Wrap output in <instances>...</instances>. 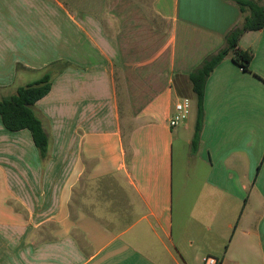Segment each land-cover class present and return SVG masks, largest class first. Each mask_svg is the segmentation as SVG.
<instances>
[{"label":"crops","instance_id":"0c3cea01","mask_svg":"<svg viewBox=\"0 0 264 264\" xmlns=\"http://www.w3.org/2000/svg\"><path fill=\"white\" fill-rule=\"evenodd\" d=\"M246 15L230 0H0V99L69 64L34 105L46 162L0 119V264H264V28L238 41L247 71L226 57L208 77L194 153L195 118L168 124Z\"/></svg>","mask_w":264,"mask_h":264},{"label":"trees","instance_id":"16d2710c","mask_svg":"<svg viewBox=\"0 0 264 264\" xmlns=\"http://www.w3.org/2000/svg\"><path fill=\"white\" fill-rule=\"evenodd\" d=\"M236 4L242 14L246 13L242 22L232 29L224 38V45L217 52L206 57L200 65L188 75L191 92L195 102L194 134L190 143L191 152L197 150L203 122V100L205 84L213 70L226 57L243 71L248 70L252 55L238 46V41L245 32L264 28V1L230 0ZM68 63L58 61L48 65L41 71L39 79L16 89L14 95L0 99V119L6 130L16 132L28 130L38 151L41 162H46L50 155V140L44 130L43 121L38 116L34 105L46 96L52 80L60 74ZM17 70L23 69L20 66Z\"/></svg>","mask_w":264,"mask_h":264},{"label":"built area","instance_id":"2783aa9c","mask_svg":"<svg viewBox=\"0 0 264 264\" xmlns=\"http://www.w3.org/2000/svg\"><path fill=\"white\" fill-rule=\"evenodd\" d=\"M191 101L189 98H180L174 105V114L169 119L168 124L170 127H177L182 124L190 114ZM203 264H218L217 260L213 257H205L202 259Z\"/></svg>","mask_w":264,"mask_h":264},{"label":"rangeland","instance_id":"374dc122","mask_svg":"<svg viewBox=\"0 0 264 264\" xmlns=\"http://www.w3.org/2000/svg\"><path fill=\"white\" fill-rule=\"evenodd\" d=\"M191 103H192V106H191L190 114L188 115V119L189 120L195 118V114H196L195 113V102H194V99H192Z\"/></svg>","mask_w":264,"mask_h":264}]
</instances>
